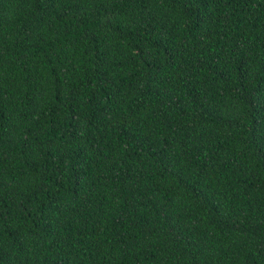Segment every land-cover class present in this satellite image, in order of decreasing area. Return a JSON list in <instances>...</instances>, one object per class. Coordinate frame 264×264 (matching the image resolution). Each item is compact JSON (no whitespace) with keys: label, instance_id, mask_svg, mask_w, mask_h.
Here are the masks:
<instances>
[{"label":"trees","instance_id":"obj_1","mask_svg":"<svg viewBox=\"0 0 264 264\" xmlns=\"http://www.w3.org/2000/svg\"><path fill=\"white\" fill-rule=\"evenodd\" d=\"M0 264H264V0H0Z\"/></svg>","mask_w":264,"mask_h":264}]
</instances>
